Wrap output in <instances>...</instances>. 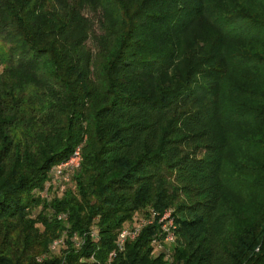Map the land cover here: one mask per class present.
<instances>
[{"label":"trees","instance_id":"trees-1","mask_svg":"<svg viewBox=\"0 0 264 264\" xmlns=\"http://www.w3.org/2000/svg\"><path fill=\"white\" fill-rule=\"evenodd\" d=\"M81 1L0 0V264H264V0H93L95 53Z\"/></svg>","mask_w":264,"mask_h":264},{"label":"rangeland","instance_id":"rangeland-1","mask_svg":"<svg viewBox=\"0 0 264 264\" xmlns=\"http://www.w3.org/2000/svg\"><path fill=\"white\" fill-rule=\"evenodd\" d=\"M93 0H82L81 1V21L80 24L77 26V36L78 37H85V47L87 49H89L91 51V53H95L97 50V44L98 41L100 40V37L102 36L103 32H102V28H101V21H102V10L99 9V7H97L96 9L92 8V2ZM198 31L197 34L195 35V38H199V39H206L210 36L211 34V30L209 29L208 26H206V24H202L200 26H198ZM188 32H190L189 30H186L185 34H188ZM189 38V36H184V39L187 41ZM18 83L20 84H29L32 82H36L37 79L34 78V76H29L26 78H16L15 79ZM53 90V89H52ZM239 119V117H237L235 120H221V121H213V127L215 129V131L218 133L219 136H221L224 133H227L230 125L233 124V126L236 125L237 120ZM77 151V150H76ZM73 157H75V155H73ZM60 186V185H59ZM57 188L54 190V192L57 191ZM58 194L60 195L61 192H58ZM228 198L231 201L234 202H238L239 201V196L232 190L228 191ZM169 215V214H168ZM171 215V214H170ZM168 217V216H167ZM144 218V215H135L133 221L129 224V228L127 229H132L133 227H138V223ZM171 218V216H170ZM174 228H176V232H177V224L174 222L173 223ZM162 233H164V231L162 230ZM93 235L96 237L97 235V231L93 232ZM92 235V236H93ZM176 235V234H175ZM176 237V236H175ZM55 243H58L57 246L55 247V249H53V246L55 245ZM84 241L81 238L80 234L77 233H69V232H65L64 235L60 238H58L57 240L54 241V243L50 246L49 248V254H53V255H57V256H63L66 251H69L70 246H73L77 249H81L84 246ZM160 247L158 246V248L155 251V254H159L161 252ZM51 256V255H50ZM47 254H43L41 257H39V261H42L44 259H46Z\"/></svg>","mask_w":264,"mask_h":264},{"label":"built area","instance_id":"built-area-1","mask_svg":"<svg viewBox=\"0 0 264 264\" xmlns=\"http://www.w3.org/2000/svg\"><path fill=\"white\" fill-rule=\"evenodd\" d=\"M75 157H72L67 163L62 164L54 169L55 175L58 177L63 178L65 181H69V176L67 173H65L67 169H75L79 167L81 155L80 150L77 149V151L74 153ZM169 214V215H168ZM168 216V217H167ZM170 213H166L164 216L160 217L159 224L162 226V230L164 231L165 238L164 241L167 243H173L175 241V234H176V228H174V220L170 218ZM155 219V214H153L151 219L143 218L138 224V227H133L132 229H124L121 231L118 241H117V251L123 252L125 251L126 243L129 240H135L137 236L139 235L140 231L148 226L153 224ZM58 243H55L53 246V249L57 246ZM116 255L114 252L112 256Z\"/></svg>","mask_w":264,"mask_h":264}]
</instances>
